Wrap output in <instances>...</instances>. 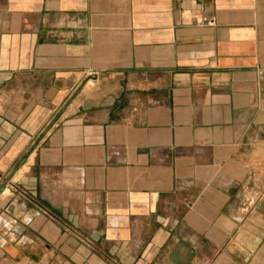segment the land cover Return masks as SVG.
<instances>
[{"label": "crops", "instance_id": "crops-1", "mask_svg": "<svg viewBox=\"0 0 264 264\" xmlns=\"http://www.w3.org/2000/svg\"><path fill=\"white\" fill-rule=\"evenodd\" d=\"M7 179L0 264H264V0H0Z\"/></svg>", "mask_w": 264, "mask_h": 264}, {"label": "water", "instance_id": "water-1", "mask_svg": "<svg viewBox=\"0 0 264 264\" xmlns=\"http://www.w3.org/2000/svg\"><path fill=\"white\" fill-rule=\"evenodd\" d=\"M56 121L52 122V125L55 124ZM27 157L24 156L22 158H20V161L18 162V166L16 167V169H14V171L11 173V177L15 175V173L20 169L21 166H23V164L26 162ZM11 179H7V181H5L3 184H0V194L3 193L6 190L7 185L9 184Z\"/></svg>", "mask_w": 264, "mask_h": 264}, {"label": "built area", "instance_id": "built-area-1", "mask_svg": "<svg viewBox=\"0 0 264 264\" xmlns=\"http://www.w3.org/2000/svg\"><path fill=\"white\" fill-rule=\"evenodd\" d=\"M215 25H216V20L214 18H203L202 22L199 24V27L200 28H212Z\"/></svg>", "mask_w": 264, "mask_h": 264}]
</instances>
